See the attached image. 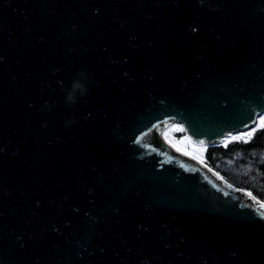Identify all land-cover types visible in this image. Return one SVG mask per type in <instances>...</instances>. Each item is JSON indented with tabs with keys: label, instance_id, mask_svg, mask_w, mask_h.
<instances>
[{
	"label": "water",
	"instance_id": "water-1",
	"mask_svg": "<svg viewBox=\"0 0 264 264\" xmlns=\"http://www.w3.org/2000/svg\"><path fill=\"white\" fill-rule=\"evenodd\" d=\"M262 114L264 0H0V264H264V204L161 137Z\"/></svg>",
	"mask_w": 264,
	"mask_h": 264
},
{
	"label": "trees",
	"instance_id": "trees-1",
	"mask_svg": "<svg viewBox=\"0 0 264 264\" xmlns=\"http://www.w3.org/2000/svg\"><path fill=\"white\" fill-rule=\"evenodd\" d=\"M248 133L227 142L206 144L203 161L233 186L246 189L264 201V124L251 131V135ZM229 164L234 171L226 172L220 167Z\"/></svg>",
	"mask_w": 264,
	"mask_h": 264
},
{
	"label": "rangeland",
	"instance_id": "rangeland-1",
	"mask_svg": "<svg viewBox=\"0 0 264 264\" xmlns=\"http://www.w3.org/2000/svg\"><path fill=\"white\" fill-rule=\"evenodd\" d=\"M261 119H264V114H262L258 121L257 124L250 130L247 132H243V133H235L231 136H228L225 138V140H223L222 142H227L230 141L231 139H233L235 136L237 135H244L245 133L251 132L253 131L255 128L261 126L262 124L260 123ZM167 129H164V136L165 139H167L171 144H173L178 151H181V153L192 157L193 159L199 161L200 163H202L203 165L206 166V164L203 161V151H204V147L206 145V143H196L189 135L188 133L185 131L184 127H182L180 124H171L169 126L166 127ZM221 143V142H220ZM207 167V166H206ZM223 170H225L226 172L228 171H234V168L230 167V164L227 165L226 167L220 166ZM211 170H213L214 172H216V174L220 177L223 178L225 181H227L220 173L219 171L211 168V167H207ZM228 182V181H227ZM229 183V182H228ZM240 183H245L244 181H240ZM233 185V184H231ZM235 187V186H234ZM236 189H238V187H235ZM241 189V188H240ZM244 191H246V193L249 196H253V193H251L250 191L243 189ZM264 191V190H263ZM256 197V196H254ZM257 198V197H256ZM258 199V198H257ZM259 201H261V204H264V201L258 199ZM257 200V201H258ZM264 207V206H263Z\"/></svg>",
	"mask_w": 264,
	"mask_h": 264
},
{
	"label": "bare ground",
	"instance_id": "bare-ground-1",
	"mask_svg": "<svg viewBox=\"0 0 264 264\" xmlns=\"http://www.w3.org/2000/svg\"><path fill=\"white\" fill-rule=\"evenodd\" d=\"M165 129H167V128H165ZM161 137L163 138V140L165 142L169 143L176 151H178L177 148L173 144H171L167 139H165V136H164V132L163 131L161 133ZM179 152H181V151H179Z\"/></svg>",
	"mask_w": 264,
	"mask_h": 264
},
{
	"label": "snow or ice",
	"instance_id": "snow-or-ice-1",
	"mask_svg": "<svg viewBox=\"0 0 264 264\" xmlns=\"http://www.w3.org/2000/svg\"><path fill=\"white\" fill-rule=\"evenodd\" d=\"M260 123H261V124H264V119H261ZM251 134H252L251 132L248 133V135H251ZM249 195H250V194H249Z\"/></svg>",
	"mask_w": 264,
	"mask_h": 264
},
{
	"label": "clouds",
	"instance_id": "clouds-1",
	"mask_svg": "<svg viewBox=\"0 0 264 264\" xmlns=\"http://www.w3.org/2000/svg\"><path fill=\"white\" fill-rule=\"evenodd\" d=\"M75 87H76V88H79V85H76Z\"/></svg>",
	"mask_w": 264,
	"mask_h": 264
}]
</instances>
